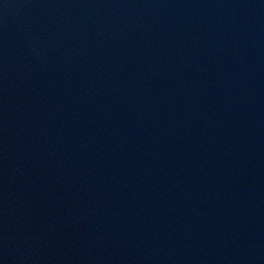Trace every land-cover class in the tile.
Segmentation results:
<instances>
[{"label": "water", "instance_id": "95a60500", "mask_svg": "<svg viewBox=\"0 0 264 264\" xmlns=\"http://www.w3.org/2000/svg\"><path fill=\"white\" fill-rule=\"evenodd\" d=\"M0 264H264V0H0Z\"/></svg>", "mask_w": 264, "mask_h": 264}]
</instances>
